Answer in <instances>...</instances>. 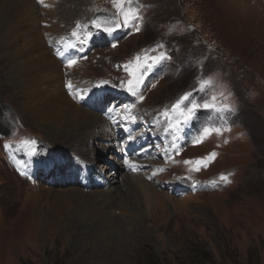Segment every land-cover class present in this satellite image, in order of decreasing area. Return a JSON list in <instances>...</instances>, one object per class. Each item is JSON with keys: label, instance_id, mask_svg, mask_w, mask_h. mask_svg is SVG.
I'll use <instances>...</instances> for the list:
<instances>
[{"label": "rangeland", "instance_id": "1", "mask_svg": "<svg viewBox=\"0 0 264 264\" xmlns=\"http://www.w3.org/2000/svg\"><path fill=\"white\" fill-rule=\"evenodd\" d=\"M0 264H264V0H0Z\"/></svg>", "mask_w": 264, "mask_h": 264}, {"label": "snow or ice", "instance_id": "2", "mask_svg": "<svg viewBox=\"0 0 264 264\" xmlns=\"http://www.w3.org/2000/svg\"><path fill=\"white\" fill-rule=\"evenodd\" d=\"M123 3H124V0H118L119 5H122ZM136 18L137 17L135 15H133L132 10L129 9L128 12L124 13V21H123V24L121 26L127 25L129 22H134ZM96 26L99 27L98 24ZM115 30H116V27H113V29H111V31H115ZM138 30L139 29H137V31ZM106 31H107V29H106ZM74 35H75V33H74ZM113 46L115 47V45H113ZM163 59H165V56H164V54H161L159 57L153 58V63H155L156 61L163 60ZM73 64H75L74 60L69 62V66H72ZM148 67H152V64H149ZM141 74H143V73H141ZM129 83L131 84V81H129ZM140 98H141V100L143 99L142 96ZM183 101H188L189 103H191L189 94H185L181 98L180 101H178L175 105H173V108H172V111L174 113L177 111L179 112V115L174 117V119L176 120L178 125L182 124V123H187L191 119L192 114L199 109L198 104H191V107H187L185 105V109L180 110L181 104ZM203 107L206 109H210L213 107V105L205 103L203 105ZM164 115L167 117L168 113L165 112ZM181 117L183 118L182 120L180 119ZM176 130L179 131V127H177ZM211 131H212V129L205 128L203 135H205V136L209 135L211 133ZM216 131H219V129H216ZM202 139H203V136L201 137L200 140L195 141V143H201ZM211 155L214 156V154H211ZM185 163H189V162L186 161ZM200 166L203 167V162H200ZM197 170H199V169H197ZM221 179L224 180V179H226V177H221Z\"/></svg>", "mask_w": 264, "mask_h": 264}, {"label": "water", "instance_id": "3", "mask_svg": "<svg viewBox=\"0 0 264 264\" xmlns=\"http://www.w3.org/2000/svg\"><path fill=\"white\" fill-rule=\"evenodd\" d=\"M92 21L101 28H113L118 23L116 15L103 10L96 11Z\"/></svg>", "mask_w": 264, "mask_h": 264}, {"label": "bare ground", "instance_id": "4", "mask_svg": "<svg viewBox=\"0 0 264 264\" xmlns=\"http://www.w3.org/2000/svg\"><path fill=\"white\" fill-rule=\"evenodd\" d=\"M60 115V114H59ZM64 115V114H63ZM76 116V115H75ZM82 119V118H81ZM48 120H51L52 121V123L53 124H56L57 126H59V125H61L60 124V122H59V116H56V115H49V117H48ZM82 121V120H81ZM70 122V121H69ZM86 122V121H85ZM100 123V125H99V129L100 128H103L101 125H102V123L101 122H99ZM111 123V122H110ZM51 124V123H50ZM49 124V125H50ZM64 124H62V126H63ZM68 125V124H67ZM76 125V124H75ZM78 125V124H77ZM76 125V126H77ZM81 125V124H80ZM68 127H69V125H68ZM77 128V127H76ZM106 128H107V130H109L110 128H109V125H108V123H107V126L106 127H104L103 129H105L106 130ZM55 129V128H54ZM92 134H96L95 132H93ZM104 139V138H103ZM124 164V163H123ZM126 165H129V162H128V164L127 163H125ZM129 166H132V163H130V165ZM125 167V166H124ZM85 170V173L86 174H88L90 171H88L87 169H84ZM112 178V177H111ZM86 179V178H85ZM111 180V179H110ZM110 183H112V182H110ZM114 183V182H113ZM116 183V182H115ZM102 184H106V185H108L109 184V181H108V179H106V180H97V179H94V180H89V182L88 183H86V186H91L92 187V185L93 186H99V185H102ZM81 197V196H80Z\"/></svg>", "mask_w": 264, "mask_h": 264}]
</instances>
